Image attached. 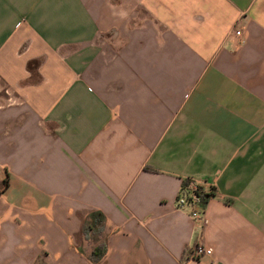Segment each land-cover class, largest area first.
<instances>
[{
  "label": "crops",
  "instance_id": "obj_1",
  "mask_svg": "<svg viewBox=\"0 0 264 264\" xmlns=\"http://www.w3.org/2000/svg\"><path fill=\"white\" fill-rule=\"evenodd\" d=\"M5 179L0 264H264V0H0Z\"/></svg>",
  "mask_w": 264,
  "mask_h": 264
},
{
  "label": "built area",
  "instance_id": "obj_2",
  "mask_svg": "<svg viewBox=\"0 0 264 264\" xmlns=\"http://www.w3.org/2000/svg\"><path fill=\"white\" fill-rule=\"evenodd\" d=\"M200 186L201 185H199V183H197L194 180H191L188 184L183 186L179 191L178 196L176 197L174 206L175 208H183V207L187 208L188 213L193 219L205 223L206 222V218L204 214L205 207L200 205V199L199 196L197 195V192H199V189H201ZM211 252H212L211 248L203 245H197L187 253V259L188 260L200 259L206 254H211Z\"/></svg>",
  "mask_w": 264,
  "mask_h": 264
},
{
  "label": "trees",
  "instance_id": "obj_3",
  "mask_svg": "<svg viewBox=\"0 0 264 264\" xmlns=\"http://www.w3.org/2000/svg\"><path fill=\"white\" fill-rule=\"evenodd\" d=\"M188 182L185 181L184 185H186ZM7 185V180H3L0 182V192L4 189ZM212 191L210 192H203L202 189H199V192H197V195L200 199V205L203 207H206V204L212 195ZM104 223V218L100 212H92L89 214L88 219L83 225V234L85 237L89 236L90 234H98L102 232V227ZM105 252V244L102 242L95 246L91 252V259L92 261L96 262L98 261L102 255Z\"/></svg>",
  "mask_w": 264,
  "mask_h": 264
}]
</instances>
